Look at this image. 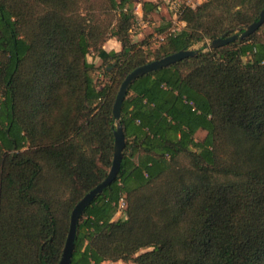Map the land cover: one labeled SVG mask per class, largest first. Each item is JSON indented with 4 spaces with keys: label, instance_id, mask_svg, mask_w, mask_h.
Returning <instances> with one entry per match:
<instances>
[{
    "label": "trees",
    "instance_id": "trees-1",
    "mask_svg": "<svg viewBox=\"0 0 264 264\" xmlns=\"http://www.w3.org/2000/svg\"><path fill=\"white\" fill-rule=\"evenodd\" d=\"M107 2L117 15L110 31L92 0H0V264H58L73 207L111 168L112 104L130 71L242 30L264 8V0L181 7L185 26L148 59L149 44L132 40L134 1ZM138 3L144 16L158 8ZM67 4L79 63L64 77L70 89L78 82V99L54 129L37 120L40 104L26 83L57 58V10ZM109 39L120 51L103 49ZM90 52L109 77L101 88L88 73ZM119 125L120 170L80 216L70 264H264V23L134 81ZM121 198L123 218L115 219ZM4 200L17 205L15 221L4 219Z\"/></svg>",
    "mask_w": 264,
    "mask_h": 264
},
{
    "label": "rangeland",
    "instance_id": "rangeland-1",
    "mask_svg": "<svg viewBox=\"0 0 264 264\" xmlns=\"http://www.w3.org/2000/svg\"><path fill=\"white\" fill-rule=\"evenodd\" d=\"M134 1V10L135 6L139 1L142 0H133ZM173 4L171 8L168 6H164L163 2L157 1L158 6H162L159 12V16H164V18H168L166 22H169L170 18L173 17V9L179 8L182 6L184 0H171ZM198 0H194L196 2ZM204 0H200V4ZM93 3V15L97 19L100 25H104V28L108 27V30L114 26L117 15L114 11L111 10L107 0H92ZM170 4V3H169ZM199 4V5H200ZM198 5V6H199ZM160 6V7H161ZM158 10V9H157ZM60 15L59 25L55 29L56 35L53 37V40L57 41V48L54 54L57 55L55 60H48L47 67L44 71V74L39 79H31L26 83V90L28 93L33 95L40 104V107L37 111V120L41 122L42 127H47L49 124L54 125V129L59 125L60 118L64 114V110L66 108L69 109V116L71 115V110L77 103V88L78 82H76L75 86L70 89L67 84V81L64 77L66 74V70L68 64L73 66L76 63V60L79 63V57L75 53L73 48V38L71 35V29L69 20L72 15L69 4L61 10H57ZM84 12L82 8L79 10V13ZM141 13V12H140ZM155 12L148 14V16H144L142 13L140 15H136V27L133 31L132 40L136 36H140L142 34V39L149 44L147 48H144L146 52L150 53L147 56L148 59H151L153 52L158 48L160 40L157 39L158 34L153 37V34L156 32L154 26V22L156 20ZM143 24H146L145 26ZM239 33L238 30L228 34ZM108 38V35H107ZM135 40V39H134ZM149 40V42H148ZM210 40L206 39L202 42L196 43L192 45L189 50H199L204 47H209ZM86 60L89 64H92L94 67L88 71L89 75L92 77L93 82L96 86L101 88L102 86L109 84V77L105 74L103 64L101 60H99L93 52H90L86 57ZM245 61V59H244ZM118 90V89H117ZM116 90V92H117ZM79 96V95H78ZM115 98V97H114ZM116 123H114V126ZM204 132H200L196 134V139L200 140L204 137ZM45 136H42L41 142H45ZM28 148H24L23 151H26ZM17 205L11 200H4L2 203V212L5 220L13 219L15 221L17 216ZM117 218H123L122 212L120 215L116 216ZM22 220V219H21ZM186 226V221H183L179 224V231L182 232ZM181 234L178 232V235ZM66 239V236H65ZM64 239V241H65ZM20 240L15 235L13 236V246L15 249H18V245ZM64 243V242H63ZM110 264V263H107ZM113 264H124L121 261L114 262ZM131 264V263H128Z\"/></svg>",
    "mask_w": 264,
    "mask_h": 264
},
{
    "label": "water",
    "instance_id": "water-1",
    "mask_svg": "<svg viewBox=\"0 0 264 264\" xmlns=\"http://www.w3.org/2000/svg\"><path fill=\"white\" fill-rule=\"evenodd\" d=\"M264 23V8L261 10L259 17L256 21L246 26L242 30H238L239 33L226 35L212 40L209 44L208 49L218 48L229 43L235 42L236 40L243 39L254 31H256ZM197 53V50H180L178 52L172 53L170 55L164 56L160 59L150 61L146 64L140 65L130 71L124 79L121 81L118 90L116 92L113 104H112V117L116 122L115 128L113 129V158L111 168L106 175V177L97 184L93 189L87 192L73 207L70 213V220L68 226V232L62 249V253L59 259L58 264H70L74 246V239L76 234V225L82 215L84 209L93 201V199L101 194V192L111 184L119 170L122 160V153L125 146V135L122 130V127L119 125L120 112L123 101L127 92L129 91L131 85L137 79L141 78L144 75H147L151 72H154L158 69L168 67L172 64H175L182 59H185L189 56H194Z\"/></svg>",
    "mask_w": 264,
    "mask_h": 264
},
{
    "label": "built area",
    "instance_id": "built-area-1",
    "mask_svg": "<svg viewBox=\"0 0 264 264\" xmlns=\"http://www.w3.org/2000/svg\"><path fill=\"white\" fill-rule=\"evenodd\" d=\"M200 4V0L194 2V0H184L182 6H180L179 8L173 9V17L170 19V26L169 28L162 34H159L157 36V39H159L160 41H163L165 38H167L168 36H170L171 34L179 31L181 29V27L185 24L183 21L180 20V15H181V7L182 8H190V9H194L195 7H197ZM135 15H139L141 12V7L140 4L137 3V5L135 6ZM124 208V199L121 198L117 204V212H116V216L120 215V213L122 212Z\"/></svg>",
    "mask_w": 264,
    "mask_h": 264
},
{
    "label": "crops",
    "instance_id": "crops-1",
    "mask_svg": "<svg viewBox=\"0 0 264 264\" xmlns=\"http://www.w3.org/2000/svg\"><path fill=\"white\" fill-rule=\"evenodd\" d=\"M145 1H148V2H152V3H157V1L158 0H145ZM159 1H161V2H163V4H164V6H163V8L165 7V6H168L169 5V7L168 8H171V6H172V4H173V1H171V0H159ZM170 3V4H169ZM161 6V5H160ZM160 6H158V10H156V11H154L155 12V14H156V20H155V22H154V26H156V32L153 34V37L150 39V40H152L155 36H156V34H162V33H159L158 31L159 30H161L162 28H163V25H165V24H167V23H169L170 22V20H169V22H166L167 21V19L168 18H164V16H159V12H160V9L162 8V6L160 7ZM141 13H142V11H141ZM140 13V14H141ZM139 14V15H140ZM143 14V13H142ZM150 14V13H149ZM144 15V14H143ZM145 16H148V14H146ZM171 19V18H170ZM144 26L146 25V24H143ZM185 26V24L181 27V29L183 28ZM140 37H142V34H140V36L138 35V36H136L134 39H133V41L134 42H139V41H143V40H145V39H142V38H140ZM148 42H149V40H148ZM103 47V49L106 51V52H111V51H113V52H118V51H120V49H121V46H120V44H119V42L118 41H116L115 39H109V40H107L105 43H104V45L102 46ZM143 47V46H142ZM144 48V47H143ZM200 132H202V131H199L197 134H199ZM107 263H109V262H104V263H102V264H107ZM110 264H113V263H110Z\"/></svg>",
    "mask_w": 264,
    "mask_h": 264
}]
</instances>
